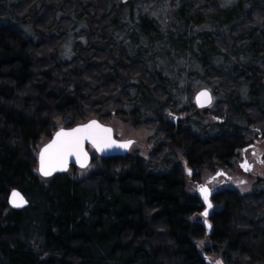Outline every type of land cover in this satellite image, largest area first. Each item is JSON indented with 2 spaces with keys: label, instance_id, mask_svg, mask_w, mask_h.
<instances>
[{
  "label": "trees",
  "instance_id": "obj_1",
  "mask_svg": "<svg viewBox=\"0 0 264 264\" xmlns=\"http://www.w3.org/2000/svg\"><path fill=\"white\" fill-rule=\"evenodd\" d=\"M151 1L12 4L15 19L30 23L39 41L12 23L0 26V264H210L202 250L224 264H264V189H216L211 199L219 209L200 222L191 217L202 213L203 203L188 189L203 171L231 167L258 135L264 139V102L257 101H264V0L242 13V22L229 32L203 31L205 40L198 42L199 50L209 52L200 57L203 79L230 97L219 103L218 116H226L224 105L234 104L246 121L215 135L194 133L190 118L168 120L174 105L164 80L119 45L115 31L125 8L133 18L140 9V30L160 38L156 21L141 11ZM186 1L181 12L190 23L219 21L233 10L214 0ZM7 5L0 0V17L8 15ZM79 22L86 24L85 41H77L73 56L62 60L60 46ZM193 38L169 42L187 49ZM237 48L246 53L232 73L214 65L212 56ZM241 82L250 102L238 99ZM145 93L155 101L156 115L143 120L134 107ZM91 118L105 125L119 118L135 129L153 130L149 157L101 158L81 179L37 175L34 146L41 137L51 139L59 122L81 125ZM165 160L170 167L157 171ZM14 189L29 202L22 210L9 205ZM204 239L212 244L201 248Z\"/></svg>",
  "mask_w": 264,
  "mask_h": 264
},
{
  "label": "rangeland",
  "instance_id": "obj_2",
  "mask_svg": "<svg viewBox=\"0 0 264 264\" xmlns=\"http://www.w3.org/2000/svg\"><path fill=\"white\" fill-rule=\"evenodd\" d=\"M16 1L7 0L8 15L4 18L0 17V26L12 23L15 27L23 30L27 37L34 41H39L38 33L30 23H23L13 16L11 8L12 4ZM214 1L218 2L223 10H233L227 16L220 18L219 21L216 19L209 24L201 23V21L190 23L181 12L182 7L187 3L186 0H154L149 3H144L141 11L148 13L156 21L159 26L160 38H157V40L156 38L153 39L140 30L137 20L140 9L138 10L137 8L134 18L130 17L128 8L120 12L118 16V28L115 31L119 45L127 49L131 56H138L146 61L149 69L164 80L170 92V102L174 105L168 117L173 119L174 115H177L195 120L192 122V131L197 134L207 131L210 135H215L224 129L233 130L235 126H245L246 124L244 117L240 115L234 104H232V107L229 104L224 105L222 108L226 116H218L217 112L221 106L219 103L229 101L230 97L221 91H216L215 85H210L203 79V63L200 57L202 54L205 55V50L206 54L209 52L204 47L202 50H199L198 44L202 40H205V36L202 34L203 31L215 34L229 32L234 24L242 22L243 14L250 10L252 4L260 0ZM74 26V29L70 31L68 37L60 46L62 60H69L73 56L74 44L77 41H85V36L82 34L86 28V24L79 22ZM182 36L190 39L192 36L196 38L192 39L193 42L187 49L184 46V48L180 49L176 44L169 42ZM245 53L246 50L237 48L232 54L226 56L218 54L217 56H212L211 59L217 68L224 71H231L230 73H232L233 66L240 62V57L243 59ZM204 88L209 89L214 97V102L209 107L208 113L203 112L202 109H198L194 103L195 94ZM133 94L136 95V90H133ZM143 98L140 101L141 103L139 102L134 108L141 112V119L143 120L155 117V101L148 93H145ZM238 99L240 102L251 101L248 94V87L244 82L240 83ZM257 101L264 102L262 97L258 98ZM193 103L195 106H193ZM110 125L113 128L116 139L134 140V145L128 154H137L146 159L149 157L150 145L148 138L154 134L153 130L146 128L135 129L131 123L119 118L113 119ZM64 127H69L67 122H59L56 125V129ZM49 140V137L43 136L34 146L36 157L41 148ZM253 143L254 146L250 147L245 153L248 160L254 164L251 173L242 170L240 163L243 160L238 155V157L232 160L231 167L229 168H220L216 171H203L200 179L189 186V191L199 195V188L205 185L211 190L228 188L238 190L241 193L264 189V184L260 183V180H264V139L261 135H258ZM253 151H255V154L252 153ZM89 152L91 156L95 157L96 161L93 160L84 169L71 167L67 172L69 176L75 179H81L89 176L97 169V164L100 162L101 157L97 155L92 147H89ZM170 165L171 162L165 160L158 166L157 171H163L165 168H169ZM35 173L38 175L37 169ZM218 209L214 204V210ZM202 219L201 212L191 217L193 222H200ZM198 244L201 248H204V246H209L212 243L204 239ZM202 252L210 264H224L219 255H207L204 250Z\"/></svg>",
  "mask_w": 264,
  "mask_h": 264
},
{
  "label": "water",
  "instance_id": "obj_3",
  "mask_svg": "<svg viewBox=\"0 0 264 264\" xmlns=\"http://www.w3.org/2000/svg\"><path fill=\"white\" fill-rule=\"evenodd\" d=\"M205 92L208 94V96H201L200 95L201 93H205ZM213 102H214L213 94L207 88L199 90L194 96V103L198 109L209 108L213 104ZM92 122H95L97 125H99L101 129H110L111 132L110 133H104V132H100L99 129L93 128L90 131L96 133L97 142L94 144L92 139H85L82 143V150H78L72 155H67L66 158H64L61 161L50 160L48 157H49L50 153L54 151V149L49 150V154H45L46 166L47 167H55L57 170L53 171L52 175H50V176H44L39 171V169L41 168V158H40L41 153L49 144H51L53 141L57 140V133H60L61 131L71 132L74 129L83 128L86 125L91 124ZM78 135H83V134H78ZM66 139H68V138H66V137L60 138L61 141L66 140ZM129 142H131V143H129ZM108 144H111V146H108ZM118 145H127V147H118ZM133 145H134V140H132V139H130V140H118V139H116L114 137L112 126L102 124L95 118H91L86 123L81 124V125H72L69 127L56 129L52 138L49 140V142H47L41 148V150L37 156L38 175L44 179H50L53 176H55L56 174L67 173L71 167H76V168L78 167L81 169L87 168L91 164V162L95 159L94 156H91V154L89 152V147H92L95 150V152L97 153V155H99L101 158H105L108 156H126L129 153V151L131 150ZM240 167L242 168V170L244 172L250 173L252 171V166L247 162V160H243L240 163ZM61 168L63 170H59ZM202 188L207 189V193H206L207 200H205V198H204L205 193L201 192ZM215 191L216 190H211L207 185L199 188V195L198 196L204 205V209H203L201 215L205 219L210 218V216L212 215V213L214 211V203H213L211 198H212ZM13 192L19 193L23 197L24 201H26V203L22 207H16L13 205V203H12V193ZM8 202H9L10 207H12L15 210H22L29 205V202H28L27 198L25 197V195L18 189H14L11 191V193L9 195ZM209 204L211 205V207H209ZM205 211H207V213H208L207 216L203 215V213ZM206 224L208 226V233H209L211 231V226L208 222Z\"/></svg>",
  "mask_w": 264,
  "mask_h": 264
},
{
  "label": "snow or ice",
  "instance_id": "obj_4",
  "mask_svg": "<svg viewBox=\"0 0 264 264\" xmlns=\"http://www.w3.org/2000/svg\"><path fill=\"white\" fill-rule=\"evenodd\" d=\"M201 96H208V94L201 93ZM93 128L99 129L100 132L104 133H110V129H101L99 125H97L95 122H92L89 125H86L83 128H77L72 130L71 132H63L61 131L60 133H57V140L53 141L51 144H49L41 153V168L39 171L44 175V176H50L52 175V172L57 170L55 167H47L45 163V154H49V150L54 149L53 152L50 153L49 159L50 160H55V161H61L64 158H66L67 155H72L78 150H82V143L85 139H92L93 143L95 144L97 142V136L96 133L90 131ZM78 134H83V135H78ZM61 137H66L68 139L61 141ZM131 143V142H129ZM108 146H111V144H108ZM118 147H127V145H118ZM59 170H63L62 168ZM202 193H205V200H207V189L202 188L201 189ZM12 203L16 207H22L26 201H24L23 197L17 193L13 192L12 193ZM209 207L211 205L209 204ZM204 216H207L208 213L205 211L203 213Z\"/></svg>",
  "mask_w": 264,
  "mask_h": 264
},
{
  "label": "flooded vegetation",
  "instance_id": "obj_5",
  "mask_svg": "<svg viewBox=\"0 0 264 264\" xmlns=\"http://www.w3.org/2000/svg\"><path fill=\"white\" fill-rule=\"evenodd\" d=\"M168 120L170 119V118H167ZM174 122H176L177 121V115H174ZM254 143H252L250 146L248 145L247 147H245L243 150H242V152L239 154L240 155V158L242 159V160H247V162L252 166V171H253V168H254V164H253V162H250L249 160H248V158L246 157V155H245V153H246V151H248L249 150V148L250 147H253L254 145H253ZM253 154H255V151H253L252 152ZM251 171V172H252ZM250 172V173H251ZM218 177V176H217ZM215 179V178H214ZM213 181V180H212ZM212 181H211V183H212Z\"/></svg>",
  "mask_w": 264,
  "mask_h": 264
}]
</instances>
